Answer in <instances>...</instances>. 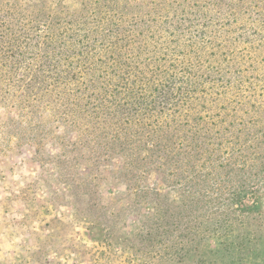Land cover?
Returning a JSON list of instances; mask_svg holds the SVG:
<instances>
[{
    "label": "rangeland",
    "instance_id": "obj_1",
    "mask_svg": "<svg viewBox=\"0 0 264 264\" xmlns=\"http://www.w3.org/2000/svg\"><path fill=\"white\" fill-rule=\"evenodd\" d=\"M0 264H264V0H0Z\"/></svg>",
    "mask_w": 264,
    "mask_h": 264
},
{
    "label": "trees",
    "instance_id": "obj_2",
    "mask_svg": "<svg viewBox=\"0 0 264 264\" xmlns=\"http://www.w3.org/2000/svg\"><path fill=\"white\" fill-rule=\"evenodd\" d=\"M46 45H47V41L45 42V47H46ZM241 232H242V234H239L238 237H237V239L238 238L241 239V238L245 237L246 242H244V241H238V242L236 241V242H233V240L230 241L232 243L233 247L235 248V253L238 254V256L241 253H245L246 251L247 252H251V250H252V249H248L246 247L247 244L251 243V240L246 239V236L244 235V231H241ZM235 259H237L236 255H234V256L232 255V258L230 260L231 261H234Z\"/></svg>",
    "mask_w": 264,
    "mask_h": 264
}]
</instances>
